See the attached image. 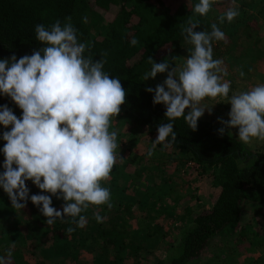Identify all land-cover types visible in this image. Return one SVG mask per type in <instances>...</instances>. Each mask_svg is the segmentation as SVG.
<instances>
[{
    "label": "trees",
    "instance_id": "trees-1",
    "mask_svg": "<svg viewBox=\"0 0 264 264\" xmlns=\"http://www.w3.org/2000/svg\"><path fill=\"white\" fill-rule=\"evenodd\" d=\"M199 0H0V59L10 58L13 54L19 59L31 55L42 47L35 39V26L48 27L56 20L61 24L71 17V23L78 30L80 42L89 47L85 56L94 60L107 53L104 70L113 78H119L126 91L125 103L121 106V117H126L143 137H157V128L168 123L165 117L166 106L153 104V88L143 80L145 72L151 70L149 57L154 62L174 52L185 43L181 26L192 17V10ZM229 2L215 0L207 16L199 17L200 27L195 31L211 30L218 22L221 13L226 12ZM87 22H84V18ZM264 22L256 17L241 18L226 26L224 40L228 42L240 31H254L258 34ZM222 28V26H219ZM232 31H229V29ZM238 32V33H239ZM135 39L137 43L131 44ZM188 48L184 53L189 55ZM216 49V50H215ZM213 47V58L220 52ZM246 68V67H245ZM244 68V69H245ZM7 104L19 118L22 110L10 100L0 95V105ZM188 111L185 110V114ZM225 128L221 135L219 129ZM0 125V135L5 131ZM174 131L177 140L165 144L172 150L184 153L193 164L191 174L209 179L213 189L209 204L192 214L190 222L182 228L166 252L165 262L161 264H188L201 259L214 247L213 241L226 229L235 230L240 225L242 209L247 201L257 202L264 207V150L253 151L226 127L200 118L197 129L193 131L183 118L175 121ZM171 138L169 137V140ZM5 141L0 138V149ZM4 161L0 152V172ZM116 162L114 167H118ZM117 170V169H116ZM115 170V172H116ZM117 181V175H112ZM30 189L29 197L45 194L31 181H26ZM52 206L61 210L62 199L52 197ZM42 207V205H41ZM84 228H76L68 233L74 224L61 222L48 225L46 218L29 199L23 209L12 208L7 194L0 188V220L6 225V239H0V257L5 264H142V256L151 254L144 248L143 241L136 243V237L127 233L120 225L97 223L91 210ZM94 212V213H93ZM155 217V214H153ZM67 219V218H66ZM146 224V232L157 221L152 219ZM157 222V223H156ZM262 224L264 218L259 220ZM135 230L143 237V227L135 223ZM243 226L238 233L244 234ZM125 233L127 234L125 237ZM51 244L50 256L41 252L39 239ZM104 238L109 241L103 242ZM144 239V237H143ZM14 242V246H13ZM114 248V249H113ZM11 256H8V250ZM119 251L116 252V251ZM123 252V253H121ZM62 262V263H61Z\"/></svg>",
    "mask_w": 264,
    "mask_h": 264
},
{
    "label": "clouds",
    "instance_id": "clouds-1",
    "mask_svg": "<svg viewBox=\"0 0 264 264\" xmlns=\"http://www.w3.org/2000/svg\"><path fill=\"white\" fill-rule=\"evenodd\" d=\"M214 3L215 0H199L192 17L181 26L184 42L190 45L181 67L169 70V62L156 63L149 57L152 67L144 73L143 80L167 72L163 84L145 90L154 92V105L166 106L168 123L158 126L148 157L154 155L158 145L176 142L177 119L183 118L195 131L206 108L200 106L201 102L207 98L231 104L229 120L220 122L237 128L242 143L264 141V83L229 96L230 83L222 82L227 72L221 66L222 60L213 58L212 46L214 41L224 40L225 33L217 23L211 25L210 31H195L200 27L196 17L207 16ZM239 15L238 8H229L218 22L231 23ZM77 32L71 17L63 24L60 20L48 27L37 24L35 39L42 45L39 50L19 59L14 54L0 59V95L9 97L22 110L18 118L7 104L0 105V125L6 129L0 135L5 141L0 149L4 156L0 188L12 208L23 209L30 199L48 225L58 219L74 224L66 229L69 234L86 226L87 217L82 213L90 206L98 209L106 205L109 210L113 207L110 188L103 183L109 180L117 162L120 145L112 121L126 100L120 79L104 70L107 53L99 60L85 56L89 46L79 41ZM136 43L131 40L132 45ZM185 109L190 111L185 114ZM219 133L223 135L225 128ZM26 181L50 195L29 197ZM52 197L65 202L61 210L52 206ZM94 219L103 222L98 211ZM7 254L11 256L10 249ZM0 264H5L3 257Z\"/></svg>",
    "mask_w": 264,
    "mask_h": 264
},
{
    "label": "rangeland",
    "instance_id": "rangeland-1",
    "mask_svg": "<svg viewBox=\"0 0 264 264\" xmlns=\"http://www.w3.org/2000/svg\"><path fill=\"white\" fill-rule=\"evenodd\" d=\"M227 1L229 4L225 11L229 8H238L240 15L231 23L219 24L222 31L227 29L226 26L244 18L246 14L247 17H256L263 21L264 0ZM238 32L232 40L214 41L212 45L217 46L220 52L214 59L222 60L221 66L227 72L222 82L230 83L229 96L247 91L258 83H264V22L258 34L244 29ZM187 47L190 45L184 43L180 49L164 56L156 63L169 62V70L175 66L181 67L187 57L184 53ZM173 56L176 57L174 61L171 60ZM241 71L244 73L243 76L240 75ZM166 77L167 72L158 73L154 79L149 78L147 81L155 88L156 85L163 84ZM200 106L206 107L200 118L224 126L238 137L237 128H229L227 124L220 122L229 120L231 104L227 100L207 98ZM112 130L118 131L117 142L120 146L117 149V162L120 164L113 168L109 180L104 182L103 186L110 188L113 207L109 210L106 205L98 209L90 206L85 214L90 215L91 210H98L105 225H120L126 233L128 229V233L136 237V243L138 239L143 241L144 248L151 251V254L140 255L142 264L164 263L168 247L174 243L182 228L190 222L192 214L209 204L213 186L206 177L191 174L193 164L182 152L158 145L154 155L148 157L147 151L156 137H143L126 117L118 115L113 118ZM246 145L253 151L264 150V141L253 139ZM112 175H117V181H112ZM263 218L264 207L257 202L247 201L242 209L237 229L233 231L226 229L214 239L211 251H207L201 259L188 264H264V223L259 222ZM152 219L158 222L156 223L159 227L152 226L153 229L146 232V224L153 221ZM135 223L143 227L144 239L135 232L138 230ZM241 226L245 229L244 234L238 233V227ZM5 227L7 226L3 225L1 219L0 239L7 237ZM41 239H39V243L43 245L41 252L50 256L52 249L50 242ZM102 241L107 242L109 239L104 238ZM2 248L1 243L0 249ZM62 264L74 263L65 261Z\"/></svg>",
    "mask_w": 264,
    "mask_h": 264
}]
</instances>
